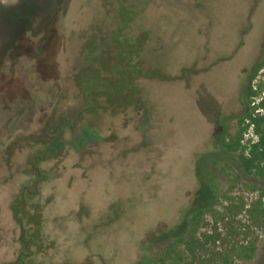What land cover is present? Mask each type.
Listing matches in <instances>:
<instances>
[{"label":"rangeland","instance_id":"obj_1","mask_svg":"<svg viewBox=\"0 0 264 264\" xmlns=\"http://www.w3.org/2000/svg\"><path fill=\"white\" fill-rule=\"evenodd\" d=\"M104 14L102 0H0V264L13 263L19 249L10 203L41 148L33 136L79 107L73 77L81 73L83 85L95 75L92 56L77 67ZM143 22L146 48L163 60L166 76L140 80L147 112L109 110L99 131L85 127L97 139L42 164L61 173L40 186L41 200L51 198L39 212L38 228L51 243L46 262L160 256L191 212L207 205L197 236L212 238L184 264H264V221L245 211L264 193V180L232 167L222 148L249 109V86L264 85V0H150ZM261 97L264 86L250 106ZM78 133L67 129L65 139ZM255 138L249 127L242 143ZM248 239L256 241L250 260L223 261L220 253Z\"/></svg>","mask_w":264,"mask_h":264},{"label":"trees","instance_id":"obj_2","mask_svg":"<svg viewBox=\"0 0 264 264\" xmlns=\"http://www.w3.org/2000/svg\"><path fill=\"white\" fill-rule=\"evenodd\" d=\"M102 2L105 19L92 24L77 67L79 70L82 65L80 61H88L92 56L95 75L83 85L81 73L73 77L76 79V87L81 98L79 107L76 111L62 113L57 120H49L45 127L33 136L41 148L30 156V163L25 169L28 179L20 191L14 194L10 203L13 220L19 229L17 240L19 249L15 261L11 264H51L46 262V258L51 257L48 253L51 243L44 239L41 229L38 228L41 221L39 213L41 206L43 209L51 198L41 200L40 186L50 173L55 172L57 177H60L61 173L58 166L44 169L42 164L49 160L58 161L67 146L79 150L85 146L88 139H97L95 134L86 131V126L96 132L99 131V116L109 110L118 114L129 107L137 106L147 112V100L140 92V80L166 76L163 60L152 55L150 49L146 48L150 29L144 26L143 14L150 0H102ZM98 48L101 49L99 54L95 53ZM86 52L92 54L87 55ZM94 82L97 83L94 85ZM106 84L110 85V89L106 88ZM123 84L129 86L121 87ZM263 86L260 84L258 88L249 86L247 92L249 109L239 119L237 131L222 143L224 152L234 157L235 165L232 167L262 180H264V97H261L257 104L253 106L250 104L254 102L253 98L263 91ZM119 92L121 98L114 99ZM76 127L79 133L66 140V130L73 131ZM249 127L256 138L250 139V143L244 145L243 136ZM210 189L214 197L213 186H210ZM208 208L207 205H203L192 211L184 231L175 237L160 256H142L135 264H165L168 261L170 264H184L186 256L191 258V263L194 262L199 258V253L205 250L207 241L212 238L207 234L203 235V239L197 236L198 227ZM245 211L254 222H263L264 193H261ZM255 251V239H248L244 244H232L220 254L227 263L231 258L250 260Z\"/></svg>","mask_w":264,"mask_h":264}]
</instances>
